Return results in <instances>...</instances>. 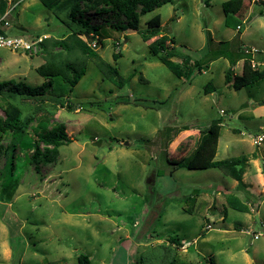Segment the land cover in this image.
Wrapping results in <instances>:
<instances>
[{
    "label": "rangeland",
    "instance_id": "374dc122",
    "mask_svg": "<svg viewBox=\"0 0 264 264\" xmlns=\"http://www.w3.org/2000/svg\"><path fill=\"white\" fill-rule=\"evenodd\" d=\"M223 1L171 0L141 15L139 29L159 14L161 34L192 59L233 41L251 49V64L264 69V0H244L241 12L227 18ZM6 11L11 35L66 33L39 0L9 1L0 17ZM105 34L97 53L125 82L113 84L88 58L71 91L54 79L71 106L59 108L50 126L62 122L73 137L58 147L56 158H30L33 124L23 139L6 135L0 141V264H17L21 254L22 264H79L82 254L89 264H144L150 258L166 264L171 257L173 264H208L209 256L214 264H264V141L253 140L264 128V77L233 90L223 80L229 61L220 57L185 81L150 54L148 45L158 36L143 41L135 30L112 27ZM44 60L41 51L0 49V83L40 85L45 78L35 68ZM241 65L238 60L235 73ZM208 81L214 88L204 94ZM214 120L221 122L214 159L240 158L242 188L218 168L170 172L166 156L189 153ZM186 124L194 127L183 130ZM188 195L194 203L183 201ZM232 198L248 210L233 209ZM174 235L181 246L167 242ZM6 249L13 255L7 257Z\"/></svg>",
    "mask_w": 264,
    "mask_h": 264
},
{
    "label": "trees",
    "instance_id": "16d2710c",
    "mask_svg": "<svg viewBox=\"0 0 264 264\" xmlns=\"http://www.w3.org/2000/svg\"><path fill=\"white\" fill-rule=\"evenodd\" d=\"M9 1L16 0H0V9L4 10ZM39 1L55 13L66 30L62 37L50 38L46 36L40 42L41 53H43L45 60L35 68V72L44 77L45 80L37 86L29 85L23 80L0 83V98L3 100V105L0 106L2 111L0 115V141L6 135H10L11 139H15L16 135H19L18 138L23 139L26 129L33 124L31 128L35 140L30 158L36 163L52 162L58 154V147L73 140L64 123L59 122L50 126V121L59 108L71 106L69 101L63 98L65 94L54 88L55 78L65 82L68 85V91H71L81 76L84 75L86 59L88 58L95 61L106 79L119 87L124 84L125 79L119 74L117 68L105 62L98 55L97 49L92 48L89 44L90 40H95L96 43L100 44L101 37H109L105 34L107 27H112L121 32L135 30L140 34L143 41L158 36L156 42H151L148 45L150 54L156 57L175 76L183 78L185 81H188L195 71L200 72L203 66L220 57L229 61L230 66L224 72L223 80L233 90L250 85L264 77V69H259L251 64L249 55L251 49L237 45L233 41H230L231 44L228 48L211 47L200 58L192 59L188 54L177 49L167 35L161 34L159 14L149 18L145 22V28L139 29L141 15L162 4L171 2V0ZM243 3L244 0H224L221 6L225 17L239 14ZM224 23L229 25L228 20H225ZM236 26H238L237 30L240 33L241 26L239 24ZM206 36L208 42H212L208 31ZM119 56L118 52L112 55L114 60ZM173 57L179 58L180 61L173 60ZM238 60H242L241 71L235 73L233 66ZM213 88L212 82L208 81L203 87V93H210ZM133 103L138 104L136 100ZM192 127H194L193 124H186L182 126V129ZM220 129L221 122L214 120L204 131L200 132L196 145L189 153L179 157L166 156V162L170 165V172L178 168H218L236 180L238 187H244L242 181L244 169L239 166V163H242L240 158L214 159ZM260 130L264 131V128ZM39 144H43L44 148L41 149ZM0 150L3 151L1 144ZM194 192L197 194L199 189H194ZM183 201L194 203L195 197L188 195ZM230 203L233 209L248 210L247 206L236 198H232ZM190 211H192L191 207L185 212ZM223 213L225 215V211ZM167 242L178 246L182 245L176 235L167 237ZM77 260L79 264L88 263V258L84 254L78 255ZM153 262L150 258V261L144 262V264H154ZM166 264H173V258L171 257ZM208 264H214L211 256L208 257Z\"/></svg>",
    "mask_w": 264,
    "mask_h": 264
},
{
    "label": "built area",
    "instance_id": "2783aa9c",
    "mask_svg": "<svg viewBox=\"0 0 264 264\" xmlns=\"http://www.w3.org/2000/svg\"><path fill=\"white\" fill-rule=\"evenodd\" d=\"M252 1L259 2L260 0ZM7 15L8 11H6L0 17V49H8L14 52L21 51L27 53L28 55L38 54L39 51H41L40 42L43 38L46 37V35L36 36L32 39H26L22 36L9 34L8 29L10 27V23L7 19ZM89 44L92 48H96L97 43L95 40H90ZM252 66H254V64H252ZM253 140L255 144H260L262 141H264V131H260L259 133L254 135ZM253 238H258V234H254Z\"/></svg>",
    "mask_w": 264,
    "mask_h": 264
},
{
    "label": "crops",
    "instance_id": "0c3cea01",
    "mask_svg": "<svg viewBox=\"0 0 264 264\" xmlns=\"http://www.w3.org/2000/svg\"><path fill=\"white\" fill-rule=\"evenodd\" d=\"M5 13V12H4ZM183 155H185V154H183ZM182 156V155H181ZM5 254L7 255V257L8 256H10V255H13V251L11 250V252L8 250V249H6V251H5ZM22 256H23V254H21L20 255V258L18 259V263L17 264H22L23 262H22ZM88 258V257H87ZM89 262H90V260H89V258H88V263L87 264H89Z\"/></svg>",
    "mask_w": 264,
    "mask_h": 264
}]
</instances>
